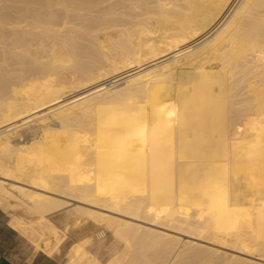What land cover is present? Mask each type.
<instances>
[{
  "label": "bare ground",
  "instance_id": "6f19581e",
  "mask_svg": "<svg viewBox=\"0 0 264 264\" xmlns=\"http://www.w3.org/2000/svg\"><path fill=\"white\" fill-rule=\"evenodd\" d=\"M44 111L82 138L21 149L11 127ZM0 192L39 218L76 201L96 234L69 264H264V0H0Z\"/></svg>",
  "mask_w": 264,
  "mask_h": 264
},
{
  "label": "rangeland",
  "instance_id": "374dc122",
  "mask_svg": "<svg viewBox=\"0 0 264 264\" xmlns=\"http://www.w3.org/2000/svg\"><path fill=\"white\" fill-rule=\"evenodd\" d=\"M189 50H192V49L188 48V49L183 50L181 52H179L180 50H178V53L177 52H173V53L171 52V53H167L168 55L163 54V56L161 55L162 58L165 55H167V56H165L163 59L161 58V56L156 58L157 61L156 60L152 61V64L149 67L159 64L160 63L159 60H161V62H163V61L168 60V57L171 59L173 57L180 56L182 54H186L189 52ZM173 54H174V56H173ZM159 58H161V59H159ZM156 62H157V64H156ZM111 80H113V78ZM119 81H117V82L114 81L115 82L114 83V82L110 81V79H107V82L106 81L102 82L103 85H105L107 83L108 86L111 87L110 91H109L110 93H108L107 95L103 94V95L96 97L95 101L101 102L103 100H106V99H108V96H110L111 94L114 93L115 90L123 87L124 82H122L121 80H119ZM101 85H99V86H101ZM99 86L97 85V86L90 88V89L93 90ZM87 91H89V90H87ZM109 99H111V98H109ZM72 101H73V99H72ZM109 104H110V107H108V108L113 109L114 108L113 106H115V103L109 102ZM63 114L65 115V117H67V120L66 119L65 120L68 123H70L71 125H73L72 127L81 128L82 125L86 124V121L84 120V118L77 116L74 113L65 112ZM49 126L56 129V130L64 132L66 134V136L69 138H82L78 131H76V132L70 131L71 127H68L67 125H65V122H63V120L60 118V116L56 115L52 111H44V112H42V114H39L38 116L34 117L30 123L24 124L21 122V123H18L17 125L12 126L11 128L13 130L12 131L13 133L10 134V139L14 143H16L21 149L25 150V148H27L28 144H30V142L33 140L34 136L39 134L40 133L39 131H41L42 129H44L45 127H49ZM69 152H71V151H64L63 153L60 154V158H62L64 164H67V163H65V160H64L65 158L70 159L73 156ZM1 159H2V161L8 162V164H10L7 157H1ZM72 161H74L75 163L81 162L78 159H72ZM75 170L80 171V172H84L80 168H76ZM73 203L75 204L76 201L71 200V202L68 203L65 207L55 211L54 213H52L50 215V218L52 219L53 223L57 227H60V230H58V228H56L54 225H52L50 220H49V236L47 237L48 238L47 245H49V254L50 255L56 253L54 250V247L58 243L59 239L61 238V236L63 234L61 228H64L66 225H68L66 227H67V229L68 228L69 229L67 230L66 238L64 240V243L62 244V250H60V254H57V256L62 258V259H64V256L66 255V250L70 246L71 242H73V240H75L78 236H80L82 234L88 235L89 232H90V234H96V227L94 226V220L90 219L91 217H87V219H86V217L84 216L85 217L84 222H81L80 226H76V225L74 226L75 215L73 213L69 212V210L72 209V207L74 206ZM44 219L46 220L47 217ZM88 219H90V220H88ZM67 220H71V221H67ZM82 221H83V219H82ZM69 222H71L72 225ZM150 226H152V225H150ZM104 232L105 233L102 237V241L99 240L97 242V240H96V242L91 244V247H90L92 253H95L101 260L107 259V257L109 256L110 248L113 244V240L109 236V231L105 230ZM172 233H175L176 235H179V237H181L180 238V247L181 248H188V246H189L188 241L191 239L194 242L197 241L200 243H205L202 240L196 239L194 237H190V235L188 236V234H186V233L184 234L183 232L178 231V230H173ZM227 241H229V240H227ZM221 242H222V239L220 237L216 238V244L217 245L221 246L222 245V244H220ZM205 244H208V243H205ZM212 246H213V244H212ZM217 247H219V246H217ZM219 250L227 251V254H230L233 252L236 255H240L243 257H249L251 259L256 260V258H254L252 256H246L242 253L235 252V251L231 250L228 246L224 247V245H223V249L221 246V247H219ZM64 253H65V255H64ZM217 262H219L218 264H225L227 261L226 260L222 261V259H219V260H217ZM199 264H206V263L202 261Z\"/></svg>",
  "mask_w": 264,
  "mask_h": 264
},
{
  "label": "crops",
  "instance_id": "0c3cea01",
  "mask_svg": "<svg viewBox=\"0 0 264 264\" xmlns=\"http://www.w3.org/2000/svg\"><path fill=\"white\" fill-rule=\"evenodd\" d=\"M13 199L0 192V264H69L72 254L68 251L66 255L64 253V259L58 257V243L54 247L56 253L49 254V220L60 230L50 218L51 214L47 213L48 220L44 219L46 217L39 218L22 206L21 209L18 205L16 208L13 203L17 202ZM80 237L83 235L76 239ZM65 238L61 242V250Z\"/></svg>",
  "mask_w": 264,
  "mask_h": 264
}]
</instances>
